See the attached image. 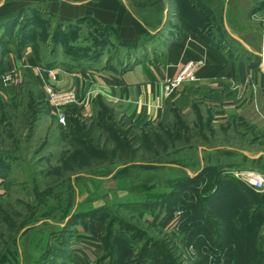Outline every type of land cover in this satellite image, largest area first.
I'll return each instance as SVG.
<instances>
[{"label":"rangeland","instance_id":"obj_1","mask_svg":"<svg viewBox=\"0 0 264 264\" xmlns=\"http://www.w3.org/2000/svg\"><path fill=\"white\" fill-rule=\"evenodd\" d=\"M129 3L152 26H189L214 45L246 54L254 67L263 64L264 0ZM50 35L42 30L39 40ZM107 36L95 24L69 40H81L79 53L105 51L113 59L125 52L105 46ZM23 88L15 103L0 101V158L14 164L0 199V264H264V193L254 190L255 202H218V214L216 202L202 200L219 176L244 183L230 168L248 169L236 166L238 152H222L240 142L207 114L134 125L101 106L95 119L73 115L60 124L41 120V92L31 83ZM207 157L216 166L200 177ZM252 167L264 173V160ZM188 176L197 180L193 189H183ZM174 188L175 202L152 204Z\"/></svg>","mask_w":264,"mask_h":264},{"label":"crops","instance_id":"obj_2","mask_svg":"<svg viewBox=\"0 0 264 264\" xmlns=\"http://www.w3.org/2000/svg\"><path fill=\"white\" fill-rule=\"evenodd\" d=\"M17 13L20 18L28 17V29L35 28L38 18L47 21L46 29L52 34L59 27L60 36L39 40L41 36L31 35L9 44L0 68V101L15 103L23 86L31 83L41 92L45 105L41 120H57L45 86L76 90L80 103L67 109L68 118L95 119L101 106L134 125L162 126L176 114H207L214 125L240 142V146H221L222 152H238L236 166L260 170L252 166L264 160V56L263 64L256 68L246 54L214 45L189 26H152L129 0H0V19ZM95 24L108 35L105 46L118 45L125 52L113 59L105 51L79 53L85 47L81 40L68 39L78 37L82 30L91 31ZM3 28L0 24V33ZM145 38L138 48L126 49ZM123 56L124 65L118 66ZM192 59L204 62L197 80L182 83L166 96L165 81L175 78ZM14 71L21 72L19 85L7 79ZM259 141L261 149L257 148ZM215 166L207 157L205 167ZM13 167L11 164L9 173ZM230 170L236 171L235 177L241 172L236 167ZM219 171L225 174L228 168ZM7 188V175L0 173V199ZM229 191L243 193L237 196ZM253 191L246 183L214 186L211 202H255ZM236 196L238 200L233 199Z\"/></svg>","mask_w":264,"mask_h":264},{"label":"trees","instance_id":"obj_3","mask_svg":"<svg viewBox=\"0 0 264 264\" xmlns=\"http://www.w3.org/2000/svg\"><path fill=\"white\" fill-rule=\"evenodd\" d=\"M18 14L20 13H17V14H13V15H10V16H7L5 18H1L0 19V24L1 25H4V28L2 29L3 31L0 33V68L1 66L3 65V55L8 51L9 49V44L10 43H17L18 40H26L27 39V36H36V35H41L42 33V30L43 32L44 31H47L48 29L47 28V21L46 20H40L37 18L36 22H35V28L33 29H28V17L27 16H22V18H20V16H18ZM54 38L52 40H55V39H58V37L60 36V29L59 27L58 28H55L53 30V35ZM69 40V39H68ZM96 40H99L98 38ZM147 40L146 38L143 39L141 42H138V43H135V44H130L127 46V49L130 51L132 49H136L139 47V45L143 44V42ZM68 49H70L68 47ZM70 119V118H69ZM123 151H127L126 148L123 146ZM7 159V158H6ZM5 158H0V173L1 174H7L8 172H5V171H9V167L10 165L12 164L11 162L8 161V159L6 160ZM69 168V167H68ZM70 170H73V168H69ZM214 169V167H206L204 169V172L202 174H200V177L202 175H206L209 171H212ZM199 177V176H198ZM221 176H219L216 180L218 181H214V183H210L208 185V187L206 188L205 192H204V195L202 196V200H204V202H211V200L213 199L215 193H212V189L214 186H221L222 184H230V183H223V182H220L219 180L222 179L220 178ZM194 178L192 177H186L185 178V186L183 187V189H191L193 186L196 187L195 183L197 180H193ZM193 183L191 184L190 182ZM177 188H174L172 189L168 195L166 196H163V197H160L158 198V200H152L151 202H155L156 204L160 203V202H175V199L177 197H179V194L180 192H178L176 190ZM193 189V188H192ZM171 200V201H170ZM153 204V203H152ZM154 205V204H153ZM215 205V203L213 204V206ZM152 206V205H151ZM218 207V210L217 211V214L219 211H222L223 209V206L218 204V202H216V205L214 206V209ZM157 209L156 208H153L152 210H149L151 213H155ZM161 211V210H160ZM223 212V211H222ZM77 215V214H75ZM83 215V214H82ZM81 215V216H82ZM78 216V215H77ZM76 216V218H77ZM224 220V219H223ZM221 221L219 223V229L223 230V232L217 234V237L219 238L218 241L216 242V244H218L219 246H221V248H223L224 244L222 242V240L224 238H226L224 236L225 234V225L228 224L226 220L224 221ZM216 222V220H214ZM200 227L203 226V224L205 223L204 220L200 221ZM93 236H95V234H92ZM240 245V244H239ZM241 247H239L240 249V252H239V256L242 258L243 257V253L242 252V244L240 245ZM63 258V261L64 263H66V258L62 257ZM100 258V257H99ZM99 258H97V261L99 260ZM96 264H100L99 262H97Z\"/></svg>","mask_w":264,"mask_h":264},{"label":"built area","instance_id":"obj_4","mask_svg":"<svg viewBox=\"0 0 264 264\" xmlns=\"http://www.w3.org/2000/svg\"><path fill=\"white\" fill-rule=\"evenodd\" d=\"M202 59L189 60L180 70L179 74L173 79L165 81V95L170 96L173 92L184 82H192L197 80L198 73L203 67ZM13 84L19 85L21 82V72L14 71L7 76ZM46 93L50 103L55 106L56 117L60 124H67V109L73 105L80 103V97L76 90L68 89H54L45 86ZM241 181L248 184L253 190L264 193V173L257 169H249L237 173Z\"/></svg>","mask_w":264,"mask_h":264},{"label":"bare ground","instance_id":"obj_5","mask_svg":"<svg viewBox=\"0 0 264 264\" xmlns=\"http://www.w3.org/2000/svg\"><path fill=\"white\" fill-rule=\"evenodd\" d=\"M264 56V55H263Z\"/></svg>","mask_w":264,"mask_h":264}]
</instances>
